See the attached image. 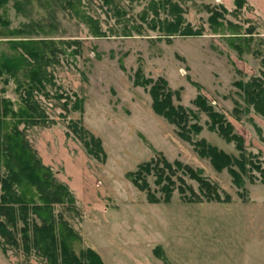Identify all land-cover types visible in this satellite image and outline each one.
Listing matches in <instances>:
<instances>
[{"label":"rangeland","instance_id":"obj_1","mask_svg":"<svg viewBox=\"0 0 264 264\" xmlns=\"http://www.w3.org/2000/svg\"><path fill=\"white\" fill-rule=\"evenodd\" d=\"M81 1L88 22L68 9L49 18L37 0L27 5L26 15L14 9L12 0L0 9L10 28L36 21L26 29L33 32L29 36L53 41L44 86L30 91L36 116L52 122L27 126L25 133L41 163L74 194L76 210L54 206L80 236L73 240L74 251L90 247L104 264H264V180L246 164L249 171L237 186L226 168L215 170L193 146L203 138L238 154L235 142L211 128L195 104L200 94L242 137L253 163L264 162V115L252 106L245 111L234 84L258 77L264 88V0H243L241 6L235 0H114L116 8L101 0ZM152 1L158 2V18L170 19L166 7L175 3L174 14L202 33L166 35L150 28ZM161 2L166 6L159 7ZM215 10L222 27L214 31L208 18ZM95 26L104 35L94 36ZM6 39L0 35V52H10ZM231 44L245 51L238 54ZM159 77L173 91L171 103L192 112L188 124H199L197 132H190L192 141L152 107L150 86ZM19 78L20 86L0 76L2 96L13 109L23 106L29 88ZM74 121L99 139L102 153L88 152V136L75 135ZM157 159L200 169L221 200L207 198L194 178L175 167L167 199L162 182L155 183L151 172L146 175L156 201L149 200L133 174L139 164ZM0 264L46 262L34 249L2 250L0 244Z\"/></svg>","mask_w":264,"mask_h":264},{"label":"trees","instance_id":"obj_2","mask_svg":"<svg viewBox=\"0 0 264 264\" xmlns=\"http://www.w3.org/2000/svg\"><path fill=\"white\" fill-rule=\"evenodd\" d=\"M9 0H0V9ZM106 5L116 8L114 0H101ZM237 6H241L243 0H235ZM32 0H12L14 9L27 14V5ZM42 9L47 10L48 17L52 18L56 10L68 9L79 19L88 22L91 17L85 14L80 7L81 0H37ZM165 7V3H160L159 7ZM152 13L150 28L158 27L166 35H198L200 28L193 30L189 24H184L183 20L174 14L179 10V6L170 3L166 8L171 18H158V2L152 1L150 4ZM31 9V7H30ZM29 9V10H30ZM25 14V15H26ZM218 11H212L209 22L212 29L222 27L219 22ZM143 19L146 17L143 15ZM22 24L18 28H10L9 20L0 16V35L7 37L5 40L10 52H0V76L12 77L20 86V76L29 85L27 95L22 97V107L12 108L9 99L2 96L4 88L0 86V244L2 250L10 247H21L25 253L32 249L45 259L46 264H104L99 254L92 248L87 247L76 253L73 249V240L79 239L78 233L67 223L62 214L54 212L55 205H66L74 211L75 197L68 185L54 176L50 167L41 163L35 150L26 138L25 128L34 124L49 125L52 120H44L41 116H36L38 110L36 102L31 100L30 91L33 87L42 88L43 80L46 79L50 59L49 54L53 52V41L51 39L33 38L29 36L32 32L26 29L28 25ZM230 24L227 25L229 29ZM252 30H246L250 34ZM129 35V32L125 33ZM94 36L104 35L96 26L93 29ZM240 37V36H238ZM238 54L244 50L238 44H231ZM53 54V53H52ZM150 81V80H149ZM7 79L3 78L5 84ZM235 86L240 90L245 111L249 106L259 114L264 115V88L258 77L249 80H237ZM152 97V107L164 114L170 121L177 125L178 133L187 141H192L190 132H197L200 126L196 122L188 124L189 117L193 116L191 111L184 109L181 105L174 106L171 103L173 91L166 86L163 78H157L150 86ZM198 108L206 113L210 121V127L227 141L235 142L238 154L233 155L206 143L201 138L193 141L195 152L200 157H207L212 167L219 171L226 168L232 176L235 185L240 186L242 175H247V165L254 167L261 180H264L263 164H254L249 153L243 148V139L233 131L232 125L225 121L223 114L214 110L206 102L205 96L198 94L194 99ZM237 105V102H236ZM236 115L237 106L234 107ZM238 116V115H237ZM72 123V122H71ZM70 123V124H71ZM20 124L23 126L20 128ZM69 124V125H70ZM70 127V126H69ZM75 135L80 136L86 133L88 138L85 141L89 153L97 155L102 153L99 139L91 132L78 125V121L71 124ZM260 132V130L258 131ZM264 141V134H261ZM88 142V143H87ZM252 156V155H251ZM161 162V165H158ZM247 164V165H246ZM236 166L237 168H234ZM175 167L178 170L188 173L194 178L199 187L205 190L209 199L220 201L219 194L211 183L201 176L200 169H193L187 164L178 160L170 163L165 159L146 161L138 165L137 171L133 174L134 183L142 190L147 191L149 200L156 201L148 191L146 175L150 172L155 176V183H161V190L165 193V198H169L171 192L172 179L170 174ZM168 171V172H165ZM250 181L252 176L248 175ZM180 191L183 193L182 189ZM214 197V198H213ZM225 200V199H224ZM227 200V199H226Z\"/></svg>","mask_w":264,"mask_h":264}]
</instances>
